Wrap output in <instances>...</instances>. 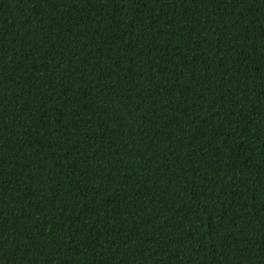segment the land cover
Here are the masks:
<instances>
[{"label":"trees","instance_id":"trees-1","mask_svg":"<svg viewBox=\"0 0 264 264\" xmlns=\"http://www.w3.org/2000/svg\"><path fill=\"white\" fill-rule=\"evenodd\" d=\"M0 264H264V0H0Z\"/></svg>","mask_w":264,"mask_h":264}]
</instances>
